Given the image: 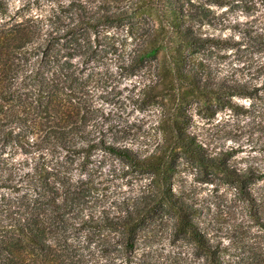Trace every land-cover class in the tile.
<instances>
[{"label": "trees", "instance_id": "1", "mask_svg": "<svg viewBox=\"0 0 264 264\" xmlns=\"http://www.w3.org/2000/svg\"><path fill=\"white\" fill-rule=\"evenodd\" d=\"M203 5L201 0H70L61 12L41 17L26 16L0 0V144L26 128L45 130L49 144L87 159L94 150H103L141 168L148 178L141 193L123 207L96 216L85 213L87 188L67 169L47 164L18 179L0 171V187L28 189L18 196L14 211L0 208V264H131L142 231L166 215L176 235L197 244L203 256L199 264H264V254L255 251L251 260H234L232 246L204 228L196 218L195 201L175 187L185 161L211 167L233 177L257 218L264 216V199L248 187L257 173L233 168L224 152H208L188 128L183 102L190 97L198 104L205 99L232 105L229 95L250 94L245 83L217 77L201 53L211 39L198 31L197 25L211 18ZM132 16L142 18L132 30L137 40L132 67L150 60L156 82L145 93L168 101L162 137L151 150L134 147L139 141L127 134L88 129L90 109L80 95L87 83L84 64L97 54L94 44L105 24ZM6 160H0L1 167L8 165ZM84 226L106 229L104 259L91 258L75 243L73 231Z\"/></svg>", "mask_w": 264, "mask_h": 264}, {"label": "rangeland", "instance_id": "2", "mask_svg": "<svg viewBox=\"0 0 264 264\" xmlns=\"http://www.w3.org/2000/svg\"><path fill=\"white\" fill-rule=\"evenodd\" d=\"M11 9L19 8L26 16L46 17L61 12L70 0H7ZM196 1V0H195ZM211 10V18L197 25L198 31L211 38L201 49L217 77L245 83L248 95H229L232 105L190 97L183 102L188 128L208 152H224L230 165L252 169L257 175L248 184L258 199H264V0H228L220 5L201 0ZM142 18H131L105 24L100 34L97 54L84 64L87 83L80 95L89 105L88 129L104 130L109 135L136 138L137 148L156 145L162 137L161 120L167 98L148 97L145 93L156 76L149 66L132 67L130 55L137 40L133 27ZM94 37V36H93ZM26 128L20 136L0 144V166L5 174L18 179L35 167L50 165L66 170L87 188L85 213L112 214L124 201L141 193L147 173L131 167L122 159L96 149L87 159L83 154L44 141L45 130ZM85 161V164L81 162ZM175 187L182 188L199 207L196 218L210 234L232 246L234 260H251V251L264 254V216L255 215V206L247 200L233 177L189 161L181 166ZM7 170V171H6ZM261 176L257 178V176ZM83 181V182H82ZM28 189L25 186L0 187V208L15 210V201ZM75 243L95 260L104 259L109 248L106 229L76 227ZM137 257L131 264H199L203 261L197 244L178 236L170 217L163 216L146 227L138 242ZM103 255V256H102ZM120 263V259H117ZM124 261L121 264H125Z\"/></svg>", "mask_w": 264, "mask_h": 264}]
</instances>
